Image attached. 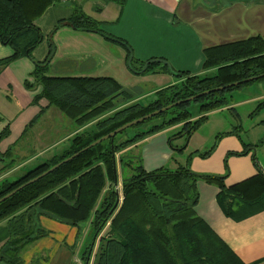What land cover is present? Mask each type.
<instances>
[{
    "label": "trees",
    "instance_id": "16d2710c",
    "mask_svg": "<svg viewBox=\"0 0 264 264\" xmlns=\"http://www.w3.org/2000/svg\"><path fill=\"white\" fill-rule=\"evenodd\" d=\"M116 1L122 3V0ZM56 4L55 0H0V21L9 27L7 36L0 35V42L12 51L10 56L0 60L1 66L19 58H32V51L42 40L36 21L49 6ZM70 5L71 15L59 21L57 27L64 23L74 29L102 34L97 21L84 14L77 4ZM107 38L128 48L120 38L110 35ZM127 52L126 61L130 54L128 49ZM51 53L52 49L43 61H33V69L24 82L25 88L36 92L32 103L38 108L29 126L46 108L54 106L76 126L96 120L95 130L74 137L62 156L52 157L19 179L3 181L0 197L121 125L181 102L88 148L1 202L0 223L4 224L0 225V241L5 242L0 248V264H23L21 251L49 235L40 225L41 216L75 227L79 233L82 224L90 223V238L80 251L81 264H244L196 213L197 183L205 182L217 188V203L224 215L233 220L264 210L261 205L259 208L252 206V212L242 209L239 216L233 213V208H238L240 201L246 202L248 197L254 196L247 200L249 204L264 198V174L259 166L254 176L233 187L225 185L228 157L255 153L264 142V136L259 143L247 144L236 133L239 127H233L217 134L208 150L190 152L186 162L175 169L160 167L146 171L140 153H133L132 148L147 137L178 125L181 129L168 137L167 144L173 157L181 154L192 134L207 121L208 113L227 108L232 93L243 85L264 80L263 38L256 35L205 48L203 73L174 71V83L158 89L147 104L133 102L134 94L111 77L50 75ZM128 66L135 74L169 70L162 61H139L133 56ZM249 78L254 79L242 82ZM237 82L239 84L233 85ZM227 85L231 86L196 97ZM190 97L193 99L184 101ZM191 104L197 106L195 115L189 109ZM229 110L238 121V113L233 108ZM260 110H264V101L256 105L251 116ZM7 125L0 133L3 137L9 132ZM232 134L238 137L243 151L226 154L223 174H201L191 170L193 157H209L217 141ZM180 139L182 143L176 145L175 141ZM117 153L122 173L120 205L116 190L107 188L108 183L117 181ZM253 159L255 161L254 155ZM102 193L104 196L96 207ZM105 227L107 231L98 239L99 245L94 252L95 240ZM75 246L70 247L71 251Z\"/></svg>",
    "mask_w": 264,
    "mask_h": 264
},
{
    "label": "crops",
    "instance_id": "0c3cea01",
    "mask_svg": "<svg viewBox=\"0 0 264 264\" xmlns=\"http://www.w3.org/2000/svg\"><path fill=\"white\" fill-rule=\"evenodd\" d=\"M92 1L101 4L102 8H92ZM72 3L99 23L103 35L74 29L64 23L57 27L59 21L69 18L72 8L70 3L52 5L36 21L42 40L32 51V58L23 57L0 66V133L7 124L9 131L0 138V183L18 177L40 160L60 156L69 149L75 134L94 129L96 120L78 128L52 107L44 111L32 128H26L38 108L32 103L36 92L25 88L24 82L33 69V61H43L50 49V75L111 77L134 94L133 102L142 104L145 99L153 98L155 91L174 82V71L203 73L201 65L205 48L256 35L264 40V0H122V3L116 0H75ZM8 32V25L0 21V35L7 36ZM107 35L122 39L135 59H160L169 70L155 74L133 73L127 65V49L108 39ZM11 54L10 47L0 45V60ZM150 82L154 83L152 89H141L143 84ZM260 96L264 94L236 103L232 95V103L235 106L238 103H258ZM226 112L221 109L209 113L204 124L211 122L212 116H216L214 121L223 122ZM255 118L259 119L258 126L264 128V118L260 114ZM228 127L226 122L221 125L213 123L215 134L232 129V126ZM176 128L178 126L149 136L135 146L146 171L173 168L175 163L183 164L190 152L207 149L193 136L185 150L173 157L167 139ZM197 141L201 144L195 143ZM177 143L182 142L178 140ZM56 146L59 148L53 151ZM263 146L264 143L255 150V161L261 168H264V157L259 153ZM7 150L9 154L3 156ZM241 150L242 144L235 135L223 137L208 158L195 156L191 159V170L221 175L225 170L226 154ZM227 165L226 185L239 183L257 173L249 154L229 156ZM197 190V214L244 264H264V211L236 221L220 210L214 185L198 182ZM40 225L50 234L23 250V264H81L80 251L84 242L82 237L76 240L75 229L42 216ZM4 242L0 241V248ZM73 244L76 246L71 251Z\"/></svg>",
    "mask_w": 264,
    "mask_h": 264
},
{
    "label": "rangeland",
    "instance_id": "374dc122",
    "mask_svg": "<svg viewBox=\"0 0 264 264\" xmlns=\"http://www.w3.org/2000/svg\"><path fill=\"white\" fill-rule=\"evenodd\" d=\"M56 1V5H63V4H66V3H72L73 1H75V0H55ZM90 5H91V7L92 8H95V9H101L102 8V6H101V4H99L98 2H94V1H92V2H90ZM0 45H4V44H2L1 42H0ZM4 46H8V45H4ZM9 47V46H8ZM129 48V47H128ZM130 49V48H129ZM131 51V50H130ZM12 52V51H11ZM17 60V59H16ZM15 61V60H14ZM127 65H128V61H127ZM1 66V65H0ZM129 67V66H128ZM205 72V71H204ZM140 74H142V73H140ZM252 81V80H251ZM249 82V81H248ZM174 83V82H173ZM260 83H262V86H258ZM142 88L141 89H143V90H150V89H152L153 87H154V83L153 82H150V83H147V84H143L142 86H141ZM249 87H251L249 90H247V88H249ZM27 88V87H26ZM27 89H29V88H27ZM156 92V91H155ZM237 92H239L237 95H236V93ZM260 94H264V80L263 81H257V82H251L250 84H246V85H243L239 90H236L235 92H233L232 93V95H233V98L235 99V102L237 103V102H239V101H241V100H245V99H247V98H249V97H251V96H258V95H260ZM153 96H154V94H153ZM153 98H149V100H147V99H145L144 101H143V103L142 104H147L148 102H150L151 100H152ZM230 104H229V106L227 107V108H224V109H226L227 110V112H226V114H225V116H224V120H223V122H224V124H225V122H226V127L227 126H232V128L233 127H239L238 129H236V133H239V134H237L238 136L240 135V137H241V139L244 141V143H247V144H251V143H259V141L263 138V136H264V128H260V126H258L259 124H258V122H259V119L258 118H255V117H257L259 114L261 115V117L262 118H264V110H260L259 112H257L255 115H252L251 116V113L253 112V110H254V108L256 107V105L258 104V103H260V102H262V101H264V96H260L259 97V102L258 103H256L255 101L253 102V103H238V105H234L232 102H233V99H232V96L230 97ZM145 102V103H144ZM186 102H188V101H186ZM256 104V105H255ZM255 106V107H254ZM52 107V109H55V111H56V113H60L61 115H63V117H64V119H68L69 121H71L72 123H73V121L71 120V119H69L68 117H66L63 113H61L56 107H54V106H50V108ZM190 108V111H192V113H194L193 115H195L196 113H197V106H196V104H191L190 106H189ZM254 107V108H253ZM49 108V107H48ZM233 108V110L235 111V112H237L239 115L238 116H240L241 117V119H240V117H239V120L238 121H236V120H232V118L229 116V115H231V113H230V110L229 109H232ZM47 109V108H46ZM45 109V110H46ZM253 109V110H252ZM251 111V112H250ZM250 112V113H249ZM44 113V112H43ZM42 113V114H43ZM249 113V114H248ZM37 114V113H36ZM35 114V115H36ZM42 114H40V116H42ZM209 114V113H208ZM208 114H207V118H208ZM248 114V115H247ZM35 115H34V117H35ZM40 116H39V118H40ZM33 117V118H34ZM33 118H31V120L29 121V123L26 125V128H32L37 122H38V120L37 119H39V118H37L35 121H34V124L32 125V126H29V124H32L33 122ZM216 118V116H212V120H211V122H209V123H207V124H203V125H201L200 127H199V129H197L193 134H192V136H191V138L193 137V136H195L196 138L195 139H197V140H200V142L202 141L203 142V146H207V149L206 150H208L214 143H215V139H216V135L218 134H215V129L213 128V123L215 122V123H217V124H219V125H221V124H223V122L221 121H214V119ZM208 120V119H207ZM236 121V122H235ZM207 122V121H206ZM74 124V123H73ZM88 124V123H87ZM75 125V124H74ZM76 126V125H75ZM178 126V125H177ZM6 127V126H5ZM76 127H78V128H81V127H83V126H81V127H79V126H76ZM172 127H174V126H172ZM172 127H169V128H172ZM228 127V128H229ZM37 128V126H35V129ZM93 128V126L90 128V129H92ZM129 128V127H128ZM146 129L148 128V126L147 127H145ZM5 129V128H4ZM3 129V130H4ZM35 129H34V131H35ZM90 129H88V130H90ZM127 129V128H126ZM168 129V128H167ZM181 129V127L179 128V126H178V128H176L174 131L175 132H173V134H175L176 132H178L179 130ZM93 130H95V129H93ZM172 130V129H171ZM230 131V130H229ZM83 132H85V130H83V131H81V132H79V133H77V134H75V136L74 137H76V136H80ZM224 132H228V131H224ZM2 133V132H1ZM220 133H223V131H221ZM219 133V134H220ZM172 134V135H173ZM117 135V134H116ZM234 134H232V135H226V136H224V137H229V136H233ZM236 136V135H235ZM3 136H2V134H0V138H2ZM74 137H73V139H74ZM223 138V137H222ZM236 138L238 139V137L236 136ZM72 139V140H73ZM72 140H71V142H72ZM97 140V139H96ZM219 140H221V138L219 139ZM219 140L217 141V143H216V146H215V149H216V147H217V145H218V143H219ZM104 141V140H103ZM180 141L182 142V139H180ZM24 142H25V140H24ZM189 142V141H188ZM198 142L199 141H197V142H195V143H197L198 144ZM199 142V143H200ZM249 142H251V143H249ZM264 142H262V143H260V144H263ZM175 144L176 145H179L178 143H177V141H175ZM201 144V143H200ZM71 145V144H70ZM136 146V145H135ZM59 148V146H56V147H54L52 150L53 151H55V150H57ZM135 148V147H134ZM134 148H132V151H133V153H137V152H135L136 150L134 149ZM258 148H260V147H257L256 148V150L258 149ZM185 150V149H184ZM206 150H204V151H206ZM204 151H202V152H204ZM243 151V149L240 151V152H242ZM229 152H233V151H229ZM228 152V153H229ZM240 152H237V153H240ZM64 153V152H63ZM63 153L60 155V156H62L63 155ZM121 153H125L124 152V150L121 152ZM138 153H140V152H138ZM213 153V152H212ZM211 153V154H212ZM246 153V152H245ZM7 154H9V151L7 150V151H5L4 152V155L3 156H6ZM74 154V153H73ZM73 154H71V155H73ZM250 155V157H251V160L253 161L254 159H253V155H254V157H256L255 156V153H251V152H248L247 154H245V155ZM253 154V155H252ZM260 154V157H264V146H263V148H262V152H260L259 153ZM70 155V156H71ZM244 154L243 155H235V156H245ZM70 156H68V157H70ZM232 156V155H231ZM57 157V156H56ZM68 157H66V158H68ZM66 158H64V159H66ZM208 158V157H207ZM229 158V157H228ZM51 159V158H50ZM64 159H62V160H64ZM186 159H187V156H186ZM186 159H185V161L183 162V164L186 162ZM202 159H205V158H202ZM47 160H49V159H46V160H44V161H47ZM61 160V161H62ZM115 160H116V165H117V168H116V178H117V181H116V183H114V184H112V183H108L107 184V188L110 186L111 188H114L115 190H116V192H117V194H118V200H117V204L118 205H120V203H121V201H122V192H121V179H122V173H121V163L119 162V153H117L116 154V156H115ZM228 160V159H227ZM255 160H256V158H255ZM44 161H38L37 163H35L34 165H30V167L24 172V173H22L21 175L19 174V176L18 177H15V178H13V179H11V180H4V181H14V180H16V179H19V178H21L22 176H24L28 171H30V170H32V169H34L36 166H38V165H40V164H42V163H44ZM61 161H59V162H61ZM264 161V160H263ZM58 162V163H59ZM58 163H56V164H58ZM190 163H191V161H190ZM253 163L255 164V169H256V167H258V165H257V163H256V161H253ZM55 164V165H56ZM177 165L178 164H174V167L173 168H170V169H175V168H177ZM54 166V165H53ZM52 166V167H53ZM225 166V165H224ZM58 168V167H57ZM261 168V167H260ZM168 169V168H167ZM55 170V169H54ZM227 171H228V175H229V167H228V165H227V169H226ZM226 170H224V172L226 171ZM261 170H262V173L264 174V168H261ZM46 171V170H45ZM210 174V173H209ZM228 175H227V177H228ZM254 176V175H253ZM226 177V178H227ZM252 177V176H251ZM31 180V179H30ZM3 182V181H2ZM1 182V183H2ZM0 183V184H1ZM25 184V183H24ZM23 184V185H24ZM226 185V184H225ZM233 185H235V184H232V185H226V186H228V187H233ZM20 186H22V185H20ZM19 186V187H20ZM107 188H105L104 189V191H106V189ZM16 189H18V187L16 188ZM16 189H14V190H16ZM14 190H12V191H14ZM12 191H10V192H12ZM17 191V190H16ZM104 191H103V193H104ZM243 191V190H242ZM9 192V193H10ZM15 193V192H14ZM13 193V194H14ZM101 194V196H100V198H99V202L97 203V205H96V207H98L99 206V204H100V202H101V200H102V198H103V196H104V194ZM246 193H248L249 195H250V193H249V191L248 192H246ZM6 194H8V193H6ZM5 194V195H6ZM12 194V195H13ZM4 196V195H3ZM2 196V197H3ZM11 196V195H10ZM9 196V197H10ZM217 196V195H216ZM216 196H215V200H216V203H217V199H216ZM9 197H7V198H9ZM230 197H233V196H230ZM254 196H251V197H248L247 198V200L248 199H252ZM1 198V197H0ZM6 198V199H7ZM5 199V200H6ZM198 199H199V197H198ZM246 200V202H241L240 201V205L238 206V208H233L234 209V211H233V213L235 214V216H239V211L240 210H242V209H245V211H250V212H252L251 210H253L254 208L252 207V206H255V207H257V208H259L261 205L263 206L264 205V198H261L260 200H259V202L258 203H251V204H249L248 203V201ZM4 201V200H3ZM2 201V202H3ZM1 203V202H0ZM217 205L219 206V204L217 203ZM247 207H249V208H247ZM219 208H220V206H219ZM195 210H196V207H195ZM220 210H221V208H220ZM222 211V210H221ZM260 211H264V210H260ZM259 212V211H258ZM197 213V212H196ZM257 213V212H256ZM224 214V213H223ZM253 214H255V213H253ZM252 215V214H251ZM250 216V215H249ZM200 217V216H199ZM46 218H48V219H51L50 217H46ZM246 218V217H245ZM53 220V219H52ZM55 221V220H54ZM60 224H62V225H66V224H64V223H62V222H59ZM107 225H108V223H107ZM66 226H68V227H70V228H73V229H75L76 230V240H79L81 237H82V241L84 242V244H85V242H87L88 241V239L90 238V223L89 222H87V223H84V224H82L81 225V229H80V233L77 231V228H75V227H72V226H69V225H66ZM42 227V226H41ZM86 227H88L87 228V231L85 230V228ZM43 228V227H42ZM45 229V228H44ZM84 231H86V234H85V232ZM106 231H107V227H105L103 230H102V232L99 234V236L97 237V239L95 240V244H94V252L95 251H97V248H98V245H99V238H100V236H102V235H104V233H106ZM49 234H50V232H49ZM216 234V233H215ZM86 236V237H85ZM36 242V241H35ZM76 245V244H75ZM82 247H83V245H82ZM22 252L23 251H21V255H22ZM22 259V258H21ZM75 263V262H74ZM77 264V263H76Z\"/></svg>",
    "mask_w": 264,
    "mask_h": 264
},
{
    "label": "water",
    "instance_id": "95a60500",
    "mask_svg": "<svg viewBox=\"0 0 264 264\" xmlns=\"http://www.w3.org/2000/svg\"><path fill=\"white\" fill-rule=\"evenodd\" d=\"M127 49H128V51H129V53H130V54H129V58H128V64H129V62H130V60H131V58H132V54H131L130 49H129V48H127ZM149 60H150V59H149ZM152 60L161 61L160 59H152ZM162 62H163V61H162ZM144 68H145V67H144ZM144 68H143V69H144ZM253 79H254V78H249V79H246V80H244V81H242V82H248V81H251V80H253ZM237 84H239V82L234 83L233 85H237ZM230 86H231V85H227V86H225V87H217V88H214V89L208 90V91H206V92H204V93H201V94L197 95L196 97L201 96V95L206 94V93L211 92V91H217V90L224 89V88H226V87H230ZM192 99H193V97H190V98H188V99H186V100H184V101H190V100H192ZM180 102H181V101L176 102V103H173V104H170V105H168V106H166V107H163V108H161V109H159V110L153 111V112H151V113H149V114H147V115H145V116H143V117H141V118H138V119H135V120L129 121V122H127V123L121 125L120 127L114 129V130L111 131L110 133H108V134H106V135L100 137L99 139L95 140L94 142H92V143L89 144L88 146L84 147V148L81 149L80 151L74 153V154L71 155L70 157H68V158H66V159H64V160H62V161L59 162L58 164H56V165H54L53 167L49 168L48 170L42 172V173H41L40 175H38L37 177H35V178H33V179L27 181L24 185L18 187V189L22 188L23 186H25V185H27V184H30V183L36 181L37 179H39V178L45 176L46 174L52 172L54 169H56V168L59 167L60 165H62V164H64V163L68 162V161L71 160L72 158H74V157H76L77 155H79L81 152H83V151L87 150L88 148H90V147H92V146H94V145L100 143L101 141L106 140V139H108V138H113L116 134L122 132V131L125 130L126 128L131 127V126H134V125H136V124H139V123H141L142 121H144V120H146V119H149V118H151V117H153V116H155V115H157V114L163 112L164 110L170 108L171 106H174V105L179 104ZM18 189H16V190H18ZM16 190H14V191H12V192H10V193L4 195L3 197H1V198H0V202H2V201L5 200L7 197H9L10 195H12L14 192H16Z\"/></svg>",
    "mask_w": 264,
    "mask_h": 264
}]
</instances>
